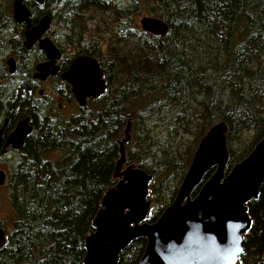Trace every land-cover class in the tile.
Listing matches in <instances>:
<instances>
[{
    "label": "trees",
    "instance_id": "obj_1",
    "mask_svg": "<svg viewBox=\"0 0 264 264\" xmlns=\"http://www.w3.org/2000/svg\"><path fill=\"white\" fill-rule=\"evenodd\" d=\"M76 1V14L110 11L118 25L106 48L80 49L98 58L107 89L65 119L25 85L10 93L0 87V126L8 117L7 128H13L28 116L33 126L8 172L14 218L0 264H84L92 221L117 182L119 141L129 121L127 161L154 177L149 222L174 200L212 125L222 120L229 125L227 172L264 135V0H133L128 6L117 0ZM143 3L167 22L166 35L127 21ZM15 26L4 8L1 33ZM19 32L12 44L24 57L28 52ZM248 206L253 224L237 264H264V183ZM146 245L143 237L134 240L118 264H138Z\"/></svg>",
    "mask_w": 264,
    "mask_h": 264
},
{
    "label": "water",
    "instance_id": "obj_2",
    "mask_svg": "<svg viewBox=\"0 0 264 264\" xmlns=\"http://www.w3.org/2000/svg\"><path fill=\"white\" fill-rule=\"evenodd\" d=\"M35 1L44 4L47 0ZM31 17L24 0L13 1L14 22L26 25L25 47L30 49L39 42L47 57V61L35 66V76L44 80L59 70L56 61L61 52L51 39L43 37L51 27L50 15L45 14L33 26ZM140 26L154 35H166L169 30L164 19L149 15L141 18ZM6 62L9 72L14 73L16 59L11 56ZM62 77L72 85L80 108L85 107L89 98H97L107 89L99 61L89 55L77 56ZM30 121L28 116L17 122L4 142L2 154L9 147L22 149L26 137L33 131ZM8 123L6 118L0 129V147ZM228 134L229 125L225 120L206 131L174 200L154 222H149L152 206L149 185L154 177L127 161L126 144L132 138L129 121L119 141L120 157L113 174L117 182L105 192L92 221V230L85 239L83 263L118 264L120 253L143 237L147 245L138 264H237L243 253L244 236L253 224L248 204L258 199L264 183V135L227 172ZM6 181L7 173L0 169V185ZM5 242L6 231L1 226L0 248Z\"/></svg>",
    "mask_w": 264,
    "mask_h": 264
},
{
    "label": "rangeland",
    "instance_id": "obj_3",
    "mask_svg": "<svg viewBox=\"0 0 264 264\" xmlns=\"http://www.w3.org/2000/svg\"><path fill=\"white\" fill-rule=\"evenodd\" d=\"M14 0H0V15L1 11H3L4 8L9 9L12 16V5ZM126 6L131 5L133 0H122ZM50 4H53V10L55 14H59L61 12L63 5L60 0H50ZM48 5L43 8L44 10H47L51 5ZM151 6L143 3L141 7L138 8L137 11H135L132 15V21H136L140 25V20L145 15H153L151 12ZM85 13L83 14L84 21L86 22L87 26L85 27L84 22H81L79 25L81 26L80 30L86 29V39L89 40L92 37H98L101 38L99 41L101 43H104L102 45L103 49L106 48L108 43V35L111 33L112 28H116L118 25L114 21V17L111 15L110 12H100L94 9L85 10ZM13 19V18H12ZM14 22V20H13ZM16 25L14 30L3 32L0 34V83L1 88L4 91L7 92H13L18 90L22 84H24V80L27 77V74L33 72L35 69L36 63L38 62V59L44 54L38 45L35 46V49L32 50L30 53L23 55L21 53H18L16 49L14 48L12 42L15 39L17 33L21 32V28L19 24L15 23ZM18 27V28H17ZM19 29V30H18ZM52 29L54 33L58 34L57 37L59 41H64L65 39V25L63 24V20L61 17L55 20L52 25ZM19 32V33H20ZM14 43V42H13ZM19 44V39H16V45ZM78 46V45H77ZM74 49H67L66 50V56L72 57L75 53L78 51ZM80 53V51H79ZM15 54H21L22 57L20 61L18 62V65L16 67V71L13 74H10L8 70V64L7 59L11 56H15ZM19 57V56H18ZM39 57V58H38ZM18 60V59H17ZM53 79H49L48 81H45L41 83V86H38V90L44 89L45 90V96L43 97V100L45 98H48L50 95L53 94ZM29 86V84H28ZM37 92V91H36ZM36 97V96H35ZM46 106V105H43ZM54 107V106H53ZM57 107V106H55ZM81 113V108L79 107L78 103L68 104L65 106L61 111V117L67 119L72 115ZM18 158V152H11L5 156H2L0 158V167L7 173L9 170L13 168L15 165V161ZM13 209L11 206L10 201V188L9 184L6 183L0 187V220H1V226L5 229V231H10L13 228Z\"/></svg>",
    "mask_w": 264,
    "mask_h": 264
},
{
    "label": "flooded vegetation",
    "instance_id": "obj_4",
    "mask_svg": "<svg viewBox=\"0 0 264 264\" xmlns=\"http://www.w3.org/2000/svg\"><path fill=\"white\" fill-rule=\"evenodd\" d=\"M49 1L50 0H47V1H45L44 4H39L35 0H24L25 4L28 6V8L30 9L31 14H32V17H31L32 18V26L36 25L39 22L40 18L42 16H44L45 14L50 15L51 27L48 30V32L46 33V35H44L43 37H48L49 39H51L53 41V43L56 45V47L61 52V57L59 59H57V61H56V65H58L59 70L55 74L49 75V76H47L46 79L41 80L40 78L35 76L36 71L34 69L32 74H30L31 71L29 74H27V77L24 80L25 83L22 85H25L27 87L30 95H33L34 97L36 96L35 99L41 105H46V106L50 105V106H54V108H55V106H57L58 108L56 111L58 114L61 115V111L65 106H67L68 104H73L75 102L77 103V100H76V98L73 94V91H72V85L63 79V77H62L63 73L66 72L70 68L73 60L79 55H89V56H92L98 60V58L95 55H92V54L90 55V54H85V53L83 54V53H79V51H81L80 50L81 48H86V49H91V50H97L98 48L101 49L103 47L102 45H104V43H101L99 41V39H101V38H98V37H92L91 39L87 40L86 36H85L86 29L80 30L81 26L79 24L81 22H84L85 27L87 26V24L83 18V14L85 12L83 11V12H80L79 14L78 13L76 14L72 9V3L77 2L76 0H60L62 5H63V8H62L61 12H59V14L63 20V24L65 25V35H64L65 39L63 42L59 41L57 38L59 35L57 33L55 34L53 29H52L53 22H55V20L59 18V14L54 13V10L52 9L53 4H50ZM48 2H49V5H51V6L47 10H44L43 8H45L48 5ZM117 2H123V1L117 0ZM63 3L68 4V9L64 10L65 5ZM124 5H125V3H124ZM108 12H110V11H108ZM128 12H131V10H128ZM149 16L157 17L154 14L149 15ZM34 17H36L35 20L33 19ZM126 18H127L128 22H131L132 21L131 13L127 14ZM19 25H20L21 31L23 32L22 37L20 36L21 37L20 42H22V44H23L24 48L27 50V52L30 53L32 50H34L36 45H38V47H40L39 42H37L30 49H27L25 47V43H24L25 42V33L24 32H25L26 25L25 24H19ZM0 34H1V31H0ZM111 36H112V34L110 33L108 35V43H109ZM74 48H76L75 50L78 52L75 53L72 57L66 56V54H65L66 50L67 49L71 50ZM15 56L18 59L17 60L14 57L16 59V67H17L18 62L20 61L22 56L18 57V55H16V54H15ZM45 61H47V57L44 53L38 59V62L36 63V65L38 63L45 62ZM10 74H13V73H10ZM49 79H53V85H52L53 94L50 95L48 98H45L43 100V97L46 94L45 90L44 89L38 90L37 88H38V86L39 87L41 86V83L48 81ZM28 84H29V86H28ZM0 87H1V83H0ZM45 97H47V96H45ZM7 127H8V125H7ZM7 127L4 131L3 143L0 147V158L2 156H5V155L11 153V152H18V150H13L11 147H9V148H7V152L2 154V148H3L4 142H5L8 134L15 128V126L13 128H7ZM0 129H1V126H0ZM0 169H1V167H0ZM7 178H8V173H7ZM0 187H1V185H0ZM0 227H1V220H0Z\"/></svg>",
    "mask_w": 264,
    "mask_h": 264
}]
</instances>
